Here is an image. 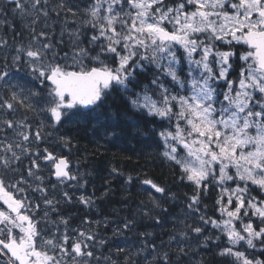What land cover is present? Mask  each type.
Segmentation results:
<instances>
[{
  "label": "snow or ice",
  "instance_id": "obj_1",
  "mask_svg": "<svg viewBox=\"0 0 264 264\" xmlns=\"http://www.w3.org/2000/svg\"><path fill=\"white\" fill-rule=\"evenodd\" d=\"M9 2L21 17H32L31 25L49 15V0ZM57 7L77 15L65 0ZM29 27L33 42L17 47L12 62L18 71L26 66L42 91L12 84L5 63L0 88L10 94L0 96V111L14 113L19 105L38 110L44 120L33 131L27 118L0 119L15 137L0 141L3 169L31 154L45 127L82 118L100 121L98 110L113 91L130 93L126 101L132 109L168 122L158 133L162 156L193 186L188 207L199 211L201 193L217 191L219 218L200 215L201 225L191 231L199 235L211 225L219 232L215 239L226 240L220 255L232 257L233 264H264L240 250L246 245L264 255V0H90L80 22L92 32L90 47H80L78 28L71 55L62 57L48 33ZM146 66L154 67V77L133 92L129 85H139L137 76ZM60 140L71 143L68 137ZM41 159L58 183L77 179L67 157L47 148L31 159L27 176L39 182L34 187L23 176L13 183L0 175V257L6 258L3 264H86L94 237L69 232L65 219L64 232L45 231L34 211L39 205L26 195L28 189L45 193L44 203L55 210L41 187ZM143 184L165 192L151 179ZM257 190L260 195H252ZM81 202L90 200L81 197Z\"/></svg>",
  "mask_w": 264,
  "mask_h": 264
},
{
  "label": "trees",
  "instance_id": "obj_2",
  "mask_svg": "<svg viewBox=\"0 0 264 264\" xmlns=\"http://www.w3.org/2000/svg\"><path fill=\"white\" fill-rule=\"evenodd\" d=\"M6 5L2 12H6L8 19L15 20L7 14ZM11 24L12 36L7 34V24L3 27L0 23V31L7 40L21 33L18 22ZM21 35L27 43L29 37L24 33ZM17 40L14 38V47L19 44ZM154 74V67L146 66L145 71L137 76L139 85L133 82L129 88L133 92L142 91ZM129 94L113 91L106 105L98 110L100 121L82 118L67 121L57 128L45 127L44 139L34 142L32 151L43 153L47 148L57 156L67 157L76 170V182L92 203L91 207H85L58 197V201L62 199L59 210L51 214L50 224L42 223V228L47 232L62 229L61 221L65 219L73 230L91 234L94 254L87 257L90 259L86 264H105L109 259L118 264H233L232 257L220 255L221 249L227 245L224 237L215 239L219 233L203 235L204 239L197 247L173 238L177 236L176 228L168 218L178 216L180 209L186 208L194 188L186 179L181 180L180 169L162 156L164 146L158 133L169 127L168 122L132 109L126 101ZM28 113L27 109L18 108L16 119L27 118L35 131L38 119L28 118ZM60 137L70 138L71 143L66 146ZM145 179H151L165 192L158 193L150 185L143 184ZM51 183V180L43 182L42 187L51 191L48 187ZM252 195L260 193L257 190ZM36 196L33 193L28 197L35 203L42 195ZM216 199L217 191L209 188L207 193H201V203L196 207L206 216L218 219L220 213L216 210ZM98 219L109 222L116 230L111 239L107 237L111 234L108 226L98 228L95 225ZM118 236L124 239L120 245L115 240ZM206 237L211 239L206 240ZM240 250L264 259L259 248L253 251L243 245Z\"/></svg>",
  "mask_w": 264,
  "mask_h": 264
},
{
  "label": "rangeland",
  "instance_id": "obj_3",
  "mask_svg": "<svg viewBox=\"0 0 264 264\" xmlns=\"http://www.w3.org/2000/svg\"><path fill=\"white\" fill-rule=\"evenodd\" d=\"M59 3H60V0H49L48 6H47V10L49 12L48 17L46 19L42 17L37 24L31 25L32 17H27V18L21 17L18 14V12L16 13V11H13L15 8L14 4L10 3L9 0H0V18H1L0 23L2 24L3 27L5 24H7V27L9 29L7 34L12 36V26L10 28V25H12L11 23H13V22L14 23L18 22L20 32L26 33L25 35H27L29 37V39L27 38L28 42L26 43L25 38L22 37L21 33L13 36L14 38L19 40V41L17 40L19 42V44H17L16 47H14L15 46L14 45V38L13 39L10 38V40H7L5 38L3 32L0 31V69H3L5 63H7V65H8L7 69H11V72H12V73H10L11 74L10 79H11L12 84L23 85L26 88H33V89L42 91V86L40 85L39 80H35L28 73V69L26 66L20 65L19 71H18L17 66L14 65L12 62L13 57L16 55V48L17 47H20V46L26 47L30 43L33 42V35L34 34L30 31L29 26L34 27L36 30V33H39L40 31H44V32L48 33V38L51 40V43L53 45H55V51H57L61 57L64 55V53H68L69 56L71 55V53L73 51V41L75 39V37L72 35V33L74 31H76L78 28L81 32V35L79 37L80 47H85V48L90 47V45L88 44V39L92 35V32L89 31L86 27H80V22L84 18V10L86 9L88 4L90 3V0H65V3L69 7H72L74 11L77 12L76 16H73L71 13L67 12L66 10H60L57 7V5ZM6 4L8 6L9 15L12 16L13 19H15L13 21L10 20L12 18L8 19L6 17V15L4 14V12H2V8ZM57 12H59V15H57ZM15 17H17V18H15ZM40 40L43 42H48L45 37H40ZM93 54H95V53H93ZM113 66H115V65H113ZM15 90L19 91V88L15 89ZM9 94L10 93L7 91L6 88H0V96H8ZM18 108H23V107L17 105V109ZM23 109H25V108H23ZM16 112H17V110L14 113L5 114L3 111H0V119L7 118V119H11L13 121L22 120L23 118L16 119V117H17ZM28 112H29L28 118L38 119L39 124L41 123V121H42L41 118L43 117L42 113H39L38 110L37 111H29L28 110ZM11 116H12V118H11ZM0 128H3V130L0 131V141H6V140L10 141V140H13L15 138L11 129H7L6 126H3V125H0ZM32 128H33V126H32ZM6 131H8L9 133H7ZM31 147L33 150L34 143L31 145ZM17 151H19V150H17ZM35 153H36V151H32L31 154L22 156L21 160H20L26 164V167L23 166V172H21L20 174L23 175V177L27 178L29 180V182L33 185V187L35 186L36 183H39V182L35 181L33 178L28 177L27 172H28L29 167H31V159L35 158ZM0 155H3V153H0ZM20 161L14 162L12 164V169H15L16 164H18ZM39 163L41 164V171H40L39 175L44 177L43 182L47 183L49 180L52 181L51 184H48V187L51 189V191H48V192L46 191V195H47L48 199H51L54 201V206H55V210H52V208L50 206L46 205L44 203L45 193H41L38 191L39 193L42 194V196L39 198V200L37 202H35L33 204L39 205V208L34 209V211L37 214H39L38 217H40L41 220H43L47 224H50V222L52 221V219H50V216L53 212H57L59 210V206H58L59 201H62V199H63V201L71 200L72 203H75V204L81 205V206H85V207H91L92 206L91 201L87 204L81 202V197H84L85 199H89V196H88V194H86L84 192L82 186L76 182L77 179L73 180V181H67V182L65 181L63 183L64 185L61 183H58L56 180H53L51 171H49L50 168L45 166V162L43 160L42 161L40 160ZM12 169H6V170H8V172L10 171L14 176L15 172H17V171H13ZM0 170L4 171L2 165H0ZM71 172L73 175H77L76 170L74 168L71 169ZM51 185H53V186H51ZM54 185H55V187H54ZM25 187L27 188V185H25ZM31 190H33V189H28V192L31 193ZM65 193H67L68 196H65L64 195ZM58 197H62V199H59V201H58ZM30 200H32V198H30ZM189 203L186 205L185 209L184 208L180 209V211L178 212V214H179L178 216H172L171 215L168 218V221L172 222V225L176 228L177 236L173 237L175 240H178V242H181V243L188 245V246L197 247V245H199L200 242H202V239H204L202 237L203 235L219 233V232L217 230L213 229L211 227V225L205 226L204 231L199 235L194 233L193 231H191L192 226H200L201 225V221H200L199 217H200V215H205V214L202 211H195L193 209H190L188 207ZM45 210L48 211V216L46 219H44ZM138 211L140 212V210H138ZM141 211H143V210H141ZM142 213L144 214V211ZM136 221H138V219H136ZM62 225H63V228L59 229V232L65 231V225L64 224H62ZM95 225H98L97 226L98 228H100L101 226L102 227L108 226L111 230V234L107 235V237L109 239L112 238L111 237L112 235L116 234V230L112 229L111 224H109V222H107V221H102V220L98 219L95 222ZM67 228H68L69 232H72L73 229L69 224L67 225ZM55 232H57V231H55ZM55 232H52V233H55ZM103 240H105V238H103ZM115 240H116V243H118V245H120V242L123 241L124 239H121V237L118 236L117 239H115ZM89 242H91V244L88 243V244H90L89 250L93 252L94 251V245H95L93 243V239ZM129 249H131V247ZM5 259H6L5 257H0V264H3ZM77 259L79 260L81 258H77ZM89 259L90 258H87V257L83 258V260H85L87 262L89 261ZM69 260H70V258H69ZM105 264H118V262L114 261L113 259H109V261L105 262Z\"/></svg>",
  "mask_w": 264,
  "mask_h": 264
},
{
  "label": "flooded vegetation",
  "instance_id": "obj_4",
  "mask_svg": "<svg viewBox=\"0 0 264 264\" xmlns=\"http://www.w3.org/2000/svg\"><path fill=\"white\" fill-rule=\"evenodd\" d=\"M23 166L26 167V164L24 162H22V161H20L18 164H16L15 169H17V172H15L14 181L13 182H15L16 180H19L21 178V176H23V175L20 174L23 171ZM5 174L7 175L8 180L12 182V180L10 179L9 172L8 173H3V174L0 172V175H5Z\"/></svg>",
  "mask_w": 264,
  "mask_h": 264
},
{
  "label": "bare ground",
  "instance_id": "obj_5",
  "mask_svg": "<svg viewBox=\"0 0 264 264\" xmlns=\"http://www.w3.org/2000/svg\"><path fill=\"white\" fill-rule=\"evenodd\" d=\"M5 6V5H4ZM7 6V5H6ZM8 7V6H7ZM4 9V8H3ZM7 11V10H6ZM14 11V10H13ZM9 13V12H8ZM11 13V12H10ZM17 13V12H16ZM16 16V15H15ZM15 18H17V17H15ZM19 19V18H18ZM17 20V19H16ZM20 23V22H19ZM23 26V25H22ZM10 27H11V25H10ZM22 28V27H21ZM24 28V27H23ZM27 32V31H26ZM31 33V32H30ZM24 34H26V33H24ZM13 51V50H12ZM9 53V52H8ZM2 56V55H1ZM38 146V145H37ZM45 171V170H44ZM67 182V181H66ZM64 185V184H63ZM35 196H36V194H35ZM37 197V196H36ZM39 197V196H38ZM34 201H37V200H35L34 199ZM73 235H75L74 233H73Z\"/></svg>",
  "mask_w": 264,
  "mask_h": 264
},
{
  "label": "water",
  "instance_id": "obj_6",
  "mask_svg": "<svg viewBox=\"0 0 264 264\" xmlns=\"http://www.w3.org/2000/svg\"><path fill=\"white\" fill-rule=\"evenodd\" d=\"M54 179H56L55 176H54Z\"/></svg>",
  "mask_w": 264,
  "mask_h": 264
}]
</instances>
